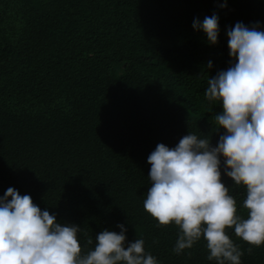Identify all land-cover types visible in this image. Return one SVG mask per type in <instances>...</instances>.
Masks as SVG:
<instances>
[{"label": "trees", "instance_id": "obj_1", "mask_svg": "<svg viewBox=\"0 0 264 264\" xmlns=\"http://www.w3.org/2000/svg\"><path fill=\"white\" fill-rule=\"evenodd\" d=\"M212 13L214 45L191 27ZM238 21L264 29V0H0V196L12 187L79 225L82 253L121 223L158 264H215L203 238L174 253L177 227L144 211L146 157L188 132L215 145L220 106L204 90ZM221 180L246 217L242 186ZM225 231L241 264H264V243Z\"/></svg>", "mask_w": 264, "mask_h": 264}, {"label": "clouds", "instance_id": "obj_2", "mask_svg": "<svg viewBox=\"0 0 264 264\" xmlns=\"http://www.w3.org/2000/svg\"><path fill=\"white\" fill-rule=\"evenodd\" d=\"M191 27L208 44L217 42L216 13L193 18ZM225 35L228 67L208 78L204 90L207 101L219 102L216 131L223 132L214 146L210 137L191 132L173 147L157 143L146 157L150 186L143 209L158 225L177 227L174 253L203 238L206 259L241 264L242 252L226 228L249 245L264 243V29L258 21L252 26L238 21L226 27ZM222 173L242 186L246 217L237 214ZM116 227L119 232L99 231L94 243L88 241L93 247L82 253L79 225L57 222L55 214L41 210L28 194L8 187L0 196V264H158L142 238L126 241L125 225Z\"/></svg>", "mask_w": 264, "mask_h": 264}]
</instances>
